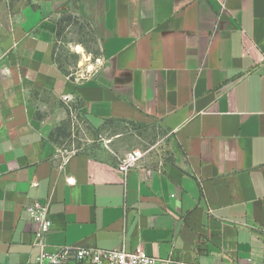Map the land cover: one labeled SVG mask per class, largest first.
I'll return each instance as SVG.
<instances>
[{
  "label": "crops",
  "instance_id": "0c3cea01",
  "mask_svg": "<svg viewBox=\"0 0 264 264\" xmlns=\"http://www.w3.org/2000/svg\"><path fill=\"white\" fill-rule=\"evenodd\" d=\"M66 17L99 44L82 79L55 59ZM74 111L154 123L171 156L126 172L103 146L60 156L50 135ZM34 199L46 251L264 264V0H0V264H37Z\"/></svg>",
  "mask_w": 264,
  "mask_h": 264
},
{
  "label": "rangeland",
  "instance_id": "374dc122",
  "mask_svg": "<svg viewBox=\"0 0 264 264\" xmlns=\"http://www.w3.org/2000/svg\"><path fill=\"white\" fill-rule=\"evenodd\" d=\"M77 45L82 47V51H77ZM55 59L72 78L82 79L94 71L100 63L99 44L85 23L74 17L61 21L55 43ZM61 126L62 132L56 140L51 139L60 156L98 144L116 161L136 149L144 151L142 159L145 162L158 163L171 156L168 136L154 123L136 127L129 123H106L91 129L84 118L74 111Z\"/></svg>",
  "mask_w": 264,
  "mask_h": 264
},
{
  "label": "built area",
  "instance_id": "2783aa9c",
  "mask_svg": "<svg viewBox=\"0 0 264 264\" xmlns=\"http://www.w3.org/2000/svg\"><path fill=\"white\" fill-rule=\"evenodd\" d=\"M65 99V98H63ZM145 153L141 149L128 152L124 158L117 161V167L126 172L128 169L136 167ZM35 186L36 183H32ZM29 219L36 225L33 232L32 246L39 249L36 257L37 264H70L74 261L78 264H194L190 262L173 261L169 258L160 259L148 255L139 246L127 250L122 242L112 249L86 248L74 245H63L55 251H46V235L51 227L49 218V200L41 202L37 199L24 205Z\"/></svg>",
  "mask_w": 264,
  "mask_h": 264
},
{
  "label": "trees",
  "instance_id": "16d2710c",
  "mask_svg": "<svg viewBox=\"0 0 264 264\" xmlns=\"http://www.w3.org/2000/svg\"><path fill=\"white\" fill-rule=\"evenodd\" d=\"M111 121H114L113 119H110ZM110 121V122H111ZM114 122H120V120H118V119H115V121ZM61 128H62V126H59V127H57L52 133H51V135H50V138L51 139H53V140H56V137L58 136V134H60L62 131H61ZM96 146L97 147H100V146H102L101 144H98V145H91V146H88V147H86L85 149H88L89 151H93L95 148H96Z\"/></svg>",
  "mask_w": 264,
  "mask_h": 264
},
{
  "label": "bare ground",
  "instance_id": "6f19581e",
  "mask_svg": "<svg viewBox=\"0 0 264 264\" xmlns=\"http://www.w3.org/2000/svg\"><path fill=\"white\" fill-rule=\"evenodd\" d=\"M76 49H77L78 52L82 51V47L80 45H77Z\"/></svg>",
  "mask_w": 264,
  "mask_h": 264
}]
</instances>
